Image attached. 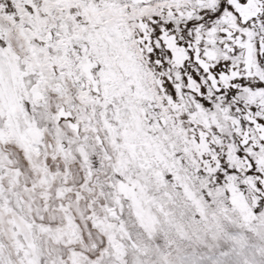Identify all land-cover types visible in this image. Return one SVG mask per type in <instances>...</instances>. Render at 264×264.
Returning a JSON list of instances; mask_svg holds the SVG:
<instances>
[{"label":"snow or ice","instance_id":"snow-or-ice-1","mask_svg":"<svg viewBox=\"0 0 264 264\" xmlns=\"http://www.w3.org/2000/svg\"><path fill=\"white\" fill-rule=\"evenodd\" d=\"M0 264H264V0H0Z\"/></svg>","mask_w":264,"mask_h":264}]
</instances>
